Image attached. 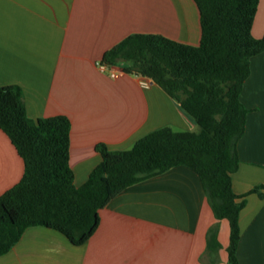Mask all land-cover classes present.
<instances>
[{
  "label": "crops",
  "instance_id": "obj_1",
  "mask_svg": "<svg viewBox=\"0 0 264 264\" xmlns=\"http://www.w3.org/2000/svg\"><path fill=\"white\" fill-rule=\"evenodd\" d=\"M135 33L198 46V7L194 0H0V86L21 88L32 119L69 118V166L77 188L101 161L98 144L117 152L162 127L198 131L194 119L158 85L124 73L128 62L110 66L114 78L100 71L104 53ZM251 34H264V0L258 2ZM249 70L240 93L248 112L232 174L234 193L246 194L236 257L238 264H264V197L248 193L264 183V51L250 58ZM23 171L22 158L0 129V196ZM215 221L199 175L180 165L110 199L83 244L30 226L0 255V264H204L215 255L219 264H228L225 219L217 235L220 249L203 258L206 233Z\"/></svg>",
  "mask_w": 264,
  "mask_h": 264
},
{
  "label": "trees",
  "instance_id": "obj_2",
  "mask_svg": "<svg viewBox=\"0 0 264 264\" xmlns=\"http://www.w3.org/2000/svg\"><path fill=\"white\" fill-rule=\"evenodd\" d=\"M201 24L198 46L158 34H130L107 50L102 63L128 62L126 74L158 85L194 119L198 131L162 127L130 149L110 152L98 144L100 163L75 187L69 166L70 120L66 115L28 117L21 88L0 86V129L24 164L20 181L0 196V255L24 229L44 226L81 245L95 232L99 210L123 189L175 166L195 171L216 221L206 233V256L217 254L220 221L229 225L228 264H238L239 214L243 196L232 189L238 169L237 142L248 109L240 101L250 58L264 51V34L255 38L252 23L259 0H194ZM248 193L264 197V183ZM242 198L241 200H238ZM210 257V256H209ZM204 264H219L213 259Z\"/></svg>",
  "mask_w": 264,
  "mask_h": 264
},
{
  "label": "built area",
  "instance_id": "obj_3",
  "mask_svg": "<svg viewBox=\"0 0 264 264\" xmlns=\"http://www.w3.org/2000/svg\"><path fill=\"white\" fill-rule=\"evenodd\" d=\"M98 67H99V69H100V71H102V72H104V71H109V75L111 76V77H116L117 76V73L116 72H114L111 68H110V66H108V65H106L105 63H99L98 64ZM142 84L144 85V86H146L148 83H147V81H142Z\"/></svg>",
  "mask_w": 264,
  "mask_h": 264
},
{
  "label": "rangeland",
  "instance_id": "obj_4",
  "mask_svg": "<svg viewBox=\"0 0 264 264\" xmlns=\"http://www.w3.org/2000/svg\"><path fill=\"white\" fill-rule=\"evenodd\" d=\"M195 129L197 130V129H198V127L196 126V127H195ZM214 257H215V259H217V261H219V258H218V256H216V255H215ZM214 257H209V258H208V260H210V259H213Z\"/></svg>",
  "mask_w": 264,
  "mask_h": 264
}]
</instances>
